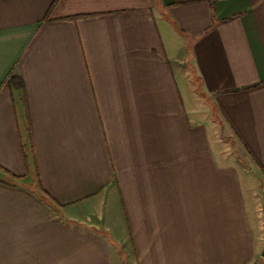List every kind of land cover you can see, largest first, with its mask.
<instances>
[{
    "label": "crops",
    "instance_id": "obj_1",
    "mask_svg": "<svg viewBox=\"0 0 264 264\" xmlns=\"http://www.w3.org/2000/svg\"><path fill=\"white\" fill-rule=\"evenodd\" d=\"M263 236L264 0H0V264H114L124 239L260 264Z\"/></svg>",
    "mask_w": 264,
    "mask_h": 264
},
{
    "label": "rangeland",
    "instance_id": "obj_2",
    "mask_svg": "<svg viewBox=\"0 0 264 264\" xmlns=\"http://www.w3.org/2000/svg\"><path fill=\"white\" fill-rule=\"evenodd\" d=\"M198 92H199V94L201 93L199 90H198ZM218 125L220 126V127L219 126L217 127L218 130L217 129H214V131H213V135H214V139H213L214 140V145L217 148H219V149L223 148L222 151L224 152L225 155L228 154L230 157L235 156L236 159L241 160L239 162L245 168L249 169L250 165L247 164V163H243L242 159L239 156L240 154L243 153V150L241 149V147L237 144V142L235 140L232 139V140L226 141L225 143H222L220 141V139L225 141V139H227L226 138L227 136H226V133H225L224 129L222 130V126L220 124H218ZM219 128L221 129V131H219ZM218 131L220 132V136L217 133ZM247 175L248 176L246 178H243V181H245L244 184H246L247 186H250V187H254V186H258L259 185V183L256 182V181H258L259 178L258 179L257 178H254L253 177V174H247ZM231 184H233V182L230 180V185ZM258 201H260V204H261L262 201L259 200V199H258ZM26 202L28 203L30 201L29 200H26ZM27 214H28V212H26V211L23 212L22 211V216H27ZM116 239H118V238H116ZM119 240H120V238H119ZM112 245L113 246H111V247H112V251H113V255H114V264H137V261L134 258V255L132 254V250L129 247L130 244L128 243V240H125L124 239V242H121V243L112 242ZM259 261H260V264H263L264 259H262L260 257V260ZM255 264H257V263H255Z\"/></svg>",
    "mask_w": 264,
    "mask_h": 264
},
{
    "label": "water",
    "instance_id": "obj_3",
    "mask_svg": "<svg viewBox=\"0 0 264 264\" xmlns=\"http://www.w3.org/2000/svg\"><path fill=\"white\" fill-rule=\"evenodd\" d=\"M261 257H262V259H264V236H263V239H262V251H261Z\"/></svg>",
    "mask_w": 264,
    "mask_h": 264
}]
</instances>
